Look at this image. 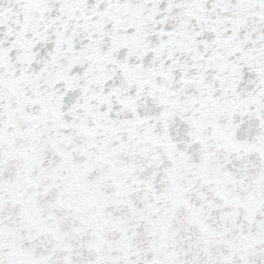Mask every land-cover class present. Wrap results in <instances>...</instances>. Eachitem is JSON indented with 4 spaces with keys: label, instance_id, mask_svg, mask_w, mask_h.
<instances>
[{
    "label": "snow or ice",
    "instance_id": "6c2138e0",
    "mask_svg": "<svg viewBox=\"0 0 264 264\" xmlns=\"http://www.w3.org/2000/svg\"><path fill=\"white\" fill-rule=\"evenodd\" d=\"M0 264H264V0H0Z\"/></svg>",
    "mask_w": 264,
    "mask_h": 264
}]
</instances>
